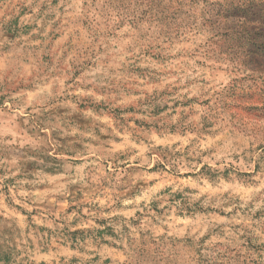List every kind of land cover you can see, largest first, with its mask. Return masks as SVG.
<instances>
[{
  "label": "rangeland",
  "instance_id": "rangeland-1",
  "mask_svg": "<svg viewBox=\"0 0 264 264\" xmlns=\"http://www.w3.org/2000/svg\"><path fill=\"white\" fill-rule=\"evenodd\" d=\"M0 264H264V0H0Z\"/></svg>",
  "mask_w": 264,
  "mask_h": 264
}]
</instances>
